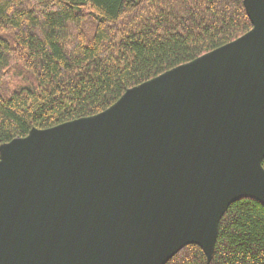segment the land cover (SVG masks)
<instances>
[{
    "label": "water",
    "instance_id": "water-1",
    "mask_svg": "<svg viewBox=\"0 0 264 264\" xmlns=\"http://www.w3.org/2000/svg\"><path fill=\"white\" fill-rule=\"evenodd\" d=\"M238 38L105 110L0 145V264H166L264 204V0Z\"/></svg>",
    "mask_w": 264,
    "mask_h": 264
},
{
    "label": "trees",
    "instance_id": "trees-1",
    "mask_svg": "<svg viewBox=\"0 0 264 264\" xmlns=\"http://www.w3.org/2000/svg\"><path fill=\"white\" fill-rule=\"evenodd\" d=\"M250 28L243 0H0V145L99 113ZM166 264H264V204L227 208L209 262L189 244Z\"/></svg>",
    "mask_w": 264,
    "mask_h": 264
}]
</instances>
